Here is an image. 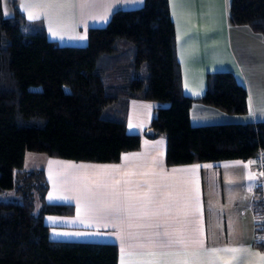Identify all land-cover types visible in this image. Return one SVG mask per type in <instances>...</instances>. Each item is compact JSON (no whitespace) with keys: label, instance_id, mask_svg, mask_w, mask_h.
Instances as JSON below:
<instances>
[{"label":"trees","instance_id":"1","mask_svg":"<svg viewBox=\"0 0 264 264\" xmlns=\"http://www.w3.org/2000/svg\"><path fill=\"white\" fill-rule=\"evenodd\" d=\"M5 16L0 0V264H118L114 243L53 240L45 215H72L74 206L48 203L44 169H24L27 152L96 163H114L139 149L128 133L127 102H157L148 137L164 136L166 165L254 158L264 152V121L193 126L195 101L182 91L174 24L168 0H144L112 13L103 27L88 29L84 46H61L43 24L33 30L15 0ZM231 25L264 37V0H230ZM119 40L131 46L120 48ZM118 65L130 82L108 83ZM145 67V75L142 67ZM230 114L247 112V93L230 71L206 76L199 98ZM113 118L103 117L111 106ZM13 191V199H2ZM41 202L34 213V195ZM256 245L264 251V244Z\"/></svg>","mask_w":264,"mask_h":264},{"label":"crops","instance_id":"2","mask_svg":"<svg viewBox=\"0 0 264 264\" xmlns=\"http://www.w3.org/2000/svg\"><path fill=\"white\" fill-rule=\"evenodd\" d=\"M15 1L31 23L24 26L27 31L43 24L47 37L61 46L86 45L89 28L105 26L116 10L135 9L144 3V0ZM229 1L168 0L182 91L195 100L189 110L193 126L264 121V37L248 26L229 23ZM54 4L66 6L47 7ZM222 70L232 72L245 88V114L226 113L197 101L205 93L207 74ZM157 105L154 101L128 100L126 127L128 132L140 134L141 142L139 149L123 152L118 162L46 157L42 167L49 185L46 202L74 206L72 215L44 216L49 237L114 243L118 264L149 261L173 264L177 259L173 255L176 247L169 249L161 244L165 239L177 238L183 240V245L177 247L186 250L191 264H264V251L256 245L255 157L167 166L165 137L145 135ZM24 169H34L26 167L25 158ZM98 183L108 185L100 188V192L111 193L115 188L120 193H133L129 201L133 206L131 214L117 216L90 211L85 190L96 191ZM150 187L157 196L145 206L136 197ZM112 199L111 194L105 197L109 203ZM165 231L169 233L167 238L157 235ZM213 249L218 251L212 253Z\"/></svg>","mask_w":264,"mask_h":264},{"label":"snow or ice","instance_id":"3","mask_svg":"<svg viewBox=\"0 0 264 264\" xmlns=\"http://www.w3.org/2000/svg\"><path fill=\"white\" fill-rule=\"evenodd\" d=\"M66 5L64 4H54V5H47V7H59L63 8ZM30 19L35 18L33 16L29 17ZM55 35V33H53ZM127 159V157H125ZM166 187V185H163ZM97 190L93 191L91 188H86L85 190V199H86V206L90 211H99V212H108L114 215H120L121 213H126V214H131V208L133 207L129 201L133 197V193H130L129 191H125L123 193L118 192L115 188L112 189L111 193L108 192H100V188H107L108 185L98 183L97 184ZM157 187H161V185H157ZM112 195L113 199L109 203L108 201L105 200V197L108 195ZM157 196L156 192H153L151 187L149 190L145 193H143L141 196L136 197L139 201L143 202L145 206L148 204L153 203ZM121 197H123V204L121 203ZM51 198V197H50ZM157 235H162L163 237L167 238L169 236V233L165 231L164 233L160 234L158 233ZM183 245V240L180 238H177L175 240L172 239H165L161 246L165 248H174L176 247V251L173 253L177 259L173 261V264H191V261L187 258V252L186 250L183 249V247H177V246H182ZM144 245H141L143 247ZM216 249L212 250V253H215ZM223 251L225 252H237L239 251L238 249H224ZM166 254V253H165ZM148 255H154V253H148ZM148 264H159L157 261H149Z\"/></svg>","mask_w":264,"mask_h":264},{"label":"rangeland","instance_id":"4","mask_svg":"<svg viewBox=\"0 0 264 264\" xmlns=\"http://www.w3.org/2000/svg\"><path fill=\"white\" fill-rule=\"evenodd\" d=\"M9 0H2V9H3V13L5 16H10L12 14V10H11V6L8 2ZM23 30L27 31L25 27H22ZM120 48L121 49H126L128 48V46H131V44L126 41V40H119ZM142 72L145 75V67H142ZM106 81L108 83H127L130 82V74L127 71V67L124 65H118L117 68L115 70L112 71L111 74L108 75V78L106 79ZM113 109L114 107L111 106L108 109H105L103 111V117L106 118H113L114 114H113ZM128 132V130H127ZM130 133V132H128ZM25 165L28 168H42L46 157H49L45 154L42 153H35V152H27L25 154ZM33 156H35L36 158H32ZM34 160V161H33ZM2 199H13L14 198V193L13 191H7L6 193H4L1 196ZM41 208V202L38 199L37 195H34V213H39Z\"/></svg>","mask_w":264,"mask_h":264},{"label":"built area","instance_id":"5","mask_svg":"<svg viewBox=\"0 0 264 264\" xmlns=\"http://www.w3.org/2000/svg\"><path fill=\"white\" fill-rule=\"evenodd\" d=\"M257 178L254 188V206L256 211L257 243L264 244V152L255 157Z\"/></svg>","mask_w":264,"mask_h":264}]
</instances>
